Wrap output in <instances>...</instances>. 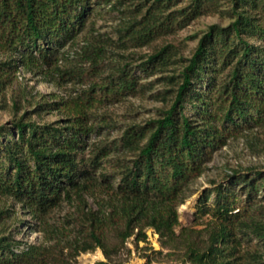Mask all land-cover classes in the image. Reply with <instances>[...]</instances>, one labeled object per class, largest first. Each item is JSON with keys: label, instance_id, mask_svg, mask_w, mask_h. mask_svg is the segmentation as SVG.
Masks as SVG:
<instances>
[{"label": "trees", "instance_id": "trees-1", "mask_svg": "<svg viewBox=\"0 0 264 264\" xmlns=\"http://www.w3.org/2000/svg\"><path fill=\"white\" fill-rule=\"evenodd\" d=\"M176 2H151L139 20L146 28V39L203 10H217L222 3L231 4L228 9L236 19L228 27L212 26L202 38L182 73L175 104L151 129H129L120 144H102L87 156L83 154L86 137L94 129L81 111L65 126L40 125L24 118L14 121L13 128L0 126L2 194L13 197L34 215L58 205L64 193L80 199L86 195L107 199L109 211L83 210L82 226L88 227L72 242L75 256L97 247L109 254L105 244L108 228H114L123 242L133 235L147 240L148 227L166 243L177 240L181 235L176 232L178 206L204 171L213 149L223 142L227 126L251 124L264 111V46L256 47L248 40L259 37L264 41V0H188L178 15L167 13ZM187 8L190 11L186 13ZM92 10L91 0H0V45L14 58L11 65L0 63V74L18 64L52 66L59 48L75 37ZM234 60L229 80L216 89L217 96L197 88L208 76V88L213 90L218 74ZM149 63L164 66L167 57L161 50L150 56ZM138 85L136 73L128 70L109 83L117 98L134 93ZM186 102L193 104L201 122L183 112ZM120 147L132 151L134 157L111 161V153ZM246 185L251 194L258 190L254 180ZM217 189L214 205L207 204L210 192H206L199 207L201 213H212L216 219L212 242L205 250L192 247L190 264H264L263 253L253 252L249 257L238 253L241 243L252 235L264 239V222L254 217L241 219L242 209L234 212L233 191ZM43 257L40 247L16 253L6 238H0V264L7 259Z\"/></svg>", "mask_w": 264, "mask_h": 264}, {"label": "rangeland", "instance_id": "rangeland-1", "mask_svg": "<svg viewBox=\"0 0 264 264\" xmlns=\"http://www.w3.org/2000/svg\"><path fill=\"white\" fill-rule=\"evenodd\" d=\"M152 1L91 0L93 10L84 26L59 48L52 66L27 68L18 64L17 68H5L0 74V126L13 128L14 121L21 118L40 125L65 126L81 111L94 129L86 137L83 154L87 156L102 144H120L129 129H151L153 122L175 104L182 73L202 38L212 26L228 27L236 19L228 9L231 4L222 3L217 10H203L146 39V28L139 20ZM187 5L188 0H178L167 13L178 15ZM189 11L190 8L185 10ZM248 40L256 47L264 46L262 38ZM161 50L167 64L153 66L149 58ZM13 59L11 52L0 45V63L11 65ZM235 63L236 60L218 74L213 90L208 88V76L196 84L197 88L217 96L216 89L229 80ZM220 64L219 61L218 67ZM124 70L135 72L139 85L134 93L117 98L109 83ZM183 112L193 121H202L191 103L186 102ZM261 114L251 124L227 126L223 142L213 149L204 171L178 206L176 232L181 235L174 242L166 243L153 227L146 229L147 240H137L133 235L123 242L114 228H108L105 244L109 254L97 247L75 256L72 242L88 227L82 226L83 210L109 211L106 198L86 195L80 199L64 193L58 205L34 215L19 201L0 192V238H6L16 253L30 246L44 252L42 259H7L3 264H190L191 248L205 250L212 242L216 219L212 213H201L199 207L206 192H210L207 204L214 205L218 187L233 191L234 212L242 209L241 219L254 217L264 222V111ZM133 157L132 151L122 147L110 155L114 163ZM252 180L258 190L251 194L246 183ZM237 233L240 235L239 230ZM238 251L245 257L253 252L264 254V239L252 235Z\"/></svg>", "mask_w": 264, "mask_h": 264}, {"label": "bare ground", "instance_id": "bare-ground-1", "mask_svg": "<svg viewBox=\"0 0 264 264\" xmlns=\"http://www.w3.org/2000/svg\"><path fill=\"white\" fill-rule=\"evenodd\" d=\"M98 257H100V258L102 257L101 252L98 253ZM92 264H94V263H92Z\"/></svg>", "mask_w": 264, "mask_h": 264}]
</instances>
